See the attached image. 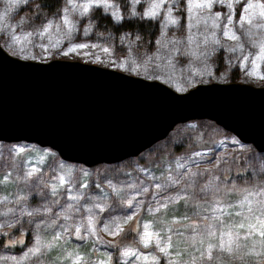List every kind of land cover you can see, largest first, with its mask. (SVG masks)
Returning <instances> with one entry per match:
<instances>
[{
    "label": "rangeland",
    "instance_id": "1",
    "mask_svg": "<svg viewBox=\"0 0 264 264\" xmlns=\"http://www.w3.org/2000/svg\"><path fill=\"white\" fill-rule=\"evenodd\" d=\"M35 42L40 57L49 55ZM105 49L73 42L52 56L112 65ZM218 127L189 118L134 155L91 165L33 141L0 140V230L5 244L19 241L0 246V264H158L159 256L160 264H264V171L255 159L248 175L233 176L230 153L252 145L227 129L215 133ZM133 213V238L115 247L105 226ZM37 236L39 255L26 256ZM161 238L167 255L158 250Z\"/></svg>",
    "mask_w": 264,
    "mask_h": 264
},
{
    "label": "water",
    "instance_id": "2",
    "mask_svg": "<svg viewBox=\"0 0 264 264\" xmlns=\"http://www.w3.org/2000/svg\"><path fill=\"white\" fill-rule=\"evenodd\" d=\"M194 117L264 150V84L210 80L177 90L111 65L23 57L0 44V140L33 141L91 165L134 155Z\"/></svg>",
    "mask_w": 264,
    "mask_h": 264
},
{
    "label": "trees",
    "instance_id": "3",
    "mask_svg": "<svg viewBox=\"0 0 264 264\" xmlns=\"http://www.w3.org/2000/svg\"><path fill=\"white\" fill-rule=\"evenodd\" d=\"M178 2L183 3V0H173V4ZM19 3L20 0H15L6 19L0 20L1 45L19 56L46 58L55 55L53 53L73 42L91 43L108 49L113 58L111 66L159 79L177 90L210 80L240 79L252 83H264V17L260 15L264 9L259 7L264 4V0H247L248 8L246 4L238 3L236 0H225L226 5L232 3V8L218 7L217 11L221 12V17L215 16L207 6L197 7L207 4L208 0H185L181 35L174 34L171 29H165L154 38L159 43L149 48L146 54L143 45L136 40L135 33L122 35L119 44L123 49L128 50V55L113 50L111 33L104 37V40L109 41L107 44L103 43L100 37L86 38L90 29L85 30L80 37L74 32H69L66 38L57 33L49 35L47 39L38 35L28 36V33L36 31L34 17L42 15L40 0H34L32 8L24 11L22 18L13 19ZM154 11L158 12L159 9ZM225 13H229V16L224 19ZM170 27L175 28L174 25ZM141 28L143 30V25ZM227 31L229 35L232 34L229 38L225 35ZM18 40H22V44H16ZM35 41L45 45L49 55L40 57ZM28 44H33L31 51L25 50ZM137 48L140 49V55L136 53ZM221 131L225 129L218 127L215 133ZM255 153L258 158L255 157ZM255 159L258 160L260 170L264 171L262 152L253 146H250L249 151L231 152L229 161L232 162L230 169H234L231 172L234 173L233 176L248 175L246 169ZM134 233L129 225L125 226L124 231L114 238L115 247L132 239ZM5 237L6 234L0 230V246L11 249L19 247L17 240L5 244ZM157 262L160 264V256Z\"/></svg>",
    "mask_w": 264,
    "mask_h": 264
},
{
    "label": "clouds",
    "instance_id": "4",
    "mask_svg": "<svg viewBox=\"0 0 264 264\" xmlns=\"http://www.w3.org/2000/svg\"><path fill=\"white\" fill-rule=\"evenodd\" d=\"M14 2L15 0H0V20L6 19ZM33 2L34 0H20L13 19L22 18L24 11L32 8ZM236 2L249 7L247 0H236ZM207 4H210L207 7L217 17H221V12L217 11L218 7L232 8V3L226 5L225 0H208ZM185 6V0L183 3L175 4L173 0H40L42 15L34 17L36 31L28 33V36L38 35L47 39L49 35L57 33L66 38L69 32H74L77 37H80L85 30L90 29L89 36L86 38L100 37L103 43L107 44L109 41L104 40V37L111 33L113 50L119 51L122 55H128V50L123 49L119 39L122 35L135 33L136 40L143 45L146 54L149 48L159 43L154 38L165 29H171L174 34L183 33ZM259 7L264 9V4ZM154 9L159 11H155V15H148ZM260 15L264 17V10ZM228 16L229 13H225L224 19ZM170 20H174L175 23H170ZM170 25H174L175 28L172 29ZM51 46L54 47V45ZM136 53L141 54L139 48ZM137 215L138 213H133L122 221L116 222V230L111 235H120L124 231L123 226L128 225ZM84 223L82 222L81 227ZM151 226L150 223L144 225V227ZM27 231L30 233L32 227L30 226ZM161 232H164V228H161ZM163 242V238L156 241L159 252L165 249L160 246ZM41 245L42 242L37 236L25 255L29 257L39 255ZM24 246L28 247L27 244ZM163 253L167 255V252Z\"/></svg>",
    "mask_w": 264,
    "mask_h": 264
},
{
    "label": "snow or ice",
    "instance_id": "5",
    "mask_svg": "<svg viewBox=\"0 0 264 264\" xmlns=\"http://www.w3.org/2000/svg\"><path fill=\"white\" fill-rule=\"evenodd\" d=\"M204 6H210V4H203V5H197V7H204ZM148 15H155V11H152V12H149L148 13ZM230 19V18H229ZM170 23H175V21L174 20H170ZM225 35H226V37L227 38H229V37H231L232 36V34L231 35H229V32L227 31L226 33H225ZM77 47H79V48H84V47H86V45H84V44H81V45H78ZM76 49L75 48H70L68 51L69 52H74ZM104 51H108V49H105ZM65 55H67L68 53L66 52V53H64ZM123 66V65H122ZM59 183L61 184V185H63L64 184V179L63 178H61L60 179V181H59ZM86 187V186H85ZM96 187H99V185H96ZM71 199H76V197H70ZM102 210V209H101ZM89 211H92V209H89ZM65 219H67V217H65ZM116 227V221H112L109 225H106L105 226V230L106 231H108L110 234H112L113 233V229ZM79 231V229H77V232ZM145 239H144V241H143V243H144V246L145 247H148L149 245H150V243H151V233H145ZM167 250L166 249H161V253H163V252H166ZM124 255L125 256H128L129 255V253H127V252H125L124 253ZM145 259H147V257H145Z\"/></svg>",
    "mask_w": 264,
    "mask_h": 264
}]
</instances>
